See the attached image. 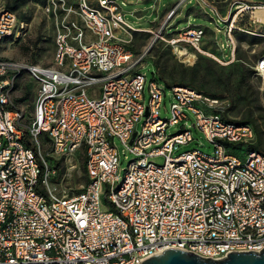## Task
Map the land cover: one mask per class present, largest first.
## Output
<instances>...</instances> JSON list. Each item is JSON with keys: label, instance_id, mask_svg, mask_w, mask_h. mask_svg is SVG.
I'll list each match as a JSON object with an SVG mask.
<instances>
[{"label": "built area", "instance_id": "built-area-1", "mask_svg": "<svg viewBox=\"0 0 264 264\" xmlns=\"http://www.w3.org/2000/svg\"><path fill=\"white\" fill-rule=\"evenodd\" d=\"M44 11L55 26L53 64L17 61L1 54L2 42L27 23L0 0V264H138L171 247L214 258L262 249L264 145L252 147L254 124L225 117L219 97L176 84L163 118L167 85L155 78L145 104L142 55L129 47L139 28L117 0H46ZM204 32L190 25L178 41L197 46ZM24 70L38 83L31 116L14 100ZM255 71L264 81V51ZM190 114L214 153L173 155L194 139ZM171 125L180 130L168 133ZM115 138L134 156L123 172ZM80 151L84 188L58 191L60 159Z\"/></svg>", "mask_w": 264, "mask_h": 264}, {"label": "rangeland", "instance_id": "rangeland-1", "mask_svg": "<svg viewBox=\"0 0 264 264\" xmlns=\"http://www.w3.org/2000/svg\"><path fill=\"white\" fill-rule=\"evenodd\" d=\"M27 23V31L2 42L1 54L10 59L53 64L55 52L54 22L44 11L46 0H2ZM126 22L139 30L132 32L129 47L137 64L147 76L145 104L150 96L149 81L161 84L189 85L219 97L218 110L227 118L248 121L257 131V142L264 145V81L255 71L258 57L264 51V21L256 13L264 0H117ZM190 25L203 26L204 35L197 46L178 41V31ZM181 52V53H180ZM160 113L169 118L171 88L166 87ZM38 83L24 70L16 80L14 100L31 116L36 104ZM191 115V114H190ZM194 139L177 146L173 155L193 148L214 153V145L193 125ZM145 117L137 122L141 130ZM180 125H171L168 133H177ZM256 142V143H257ZM256 143L254 145H256ZM122 172L134 157L115 138ZM253 146V145H252ZM72 161L60 159L57 190L75 194L84 188L86 170L84 153L72 155ZM162 164L163 156L150 158ZM74 166V167H73ZM70 167L72 171H70ZM67 169L70 171L68 173Z\"/></svg>", "mask_w": 264, "mask_h": 264}, {"label": "water", "instance_id": "water-1", "mask_svg": "<svg viewBox=\"0 0 264 264\" xmlns=\"http://www.w3.org/2000/svg\"><path fill=\"white\" fill-rule=\"evenodd\" d=\"M135 135L136 131L131 142ZM138 264H264V247L260 250L231 251L220 258L202 256L184 248L171 247L147 257Z\"/></svg>", "mask_w": 264, "mask_h": 264}, {"label": "trees", "instance_id": "trees-1", "mask_svg": "<svg viewBox=\"0 0 264 264\" xmlns=\"http://www.w3.org/2000/svg\"><path fill=\"white\" fill-rule=\"evenodd\" d=\"M168 86H171V85H174V84H168V83H166ZM187 86H189V85H187ZM192 87H194V86H192ZM197 88V87H196ZM199 89V88H198ZM202 90V89H201ZM204 92H206V93H208L207 91H205V90H203ZM210 94V93H209ZM252 147H255V148H257V149H259V148H262L263 147V144L261 143V142H257V144L256 145H253ZM85 170H86V168H85Z\"/></svg>", "mask_w": 264, "mask_h": 264}, {"label": "bare ground", "instance_id": "bare-ground-1", "mask_svg": "<svg viewBox=\"0 0 264 264\" xmlns=\"http://www.w3.org/2000/svg\"><path fill=\"white\" fill-rule=\"evenodd\" d=\"M256 13H258L259 17L264 21V6L263 7H259L257 9Z\"/></svg>", "mask_w": 264, "mask_h": 264}]
</instances>
